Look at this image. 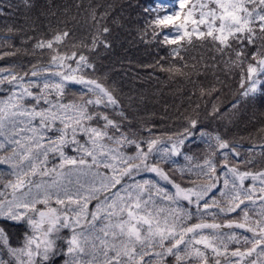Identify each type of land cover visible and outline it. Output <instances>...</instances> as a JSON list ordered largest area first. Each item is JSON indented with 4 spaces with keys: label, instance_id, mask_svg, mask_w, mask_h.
Returning <instances> with one entry per match:
<instances>
[{
    "label": "snow or ice",
    "instance_id": "obj_1",
    "mask_svg": "<svg viewBox=\"0 0 264 264\" xmlns=\"http://www.w3.org/2000/svg\"><path fill=\"white\" fill-rule=\"evenodd\" d=\"M157 5L147 10L153 13L149 23L152 39L161 47L168 48L170 57L178 58L180 64V67L164 70L183 75L182 68L187 65L181 51L186 52V46L194 42L206 43L212 45L228 68L239 70L242 97L264 94V0H196L195 3L192 0H157ZM0 15H4L3 6H0ZM102 32L107 33L109 29L105 26ZM67 36V31L54 34L53 40H40L35 47L52 49L54 41L61 42ZM75 56L73 52L71 57ZM66 59L69 57H51L56 67L68 69L67 72L53 73L58 77L55 81L43 76L42 81L38 82L43 73L48 71L47 68L37 71L34 67L30 76L27 72L16 74L0 68V85L7 82L18 89L7 101L0 100V135L4 134L8 124L15 129L17 120L21 124L26 121L25 127L32 134L28 137L30 144L19 154L12 149V155L0 156V163H10L16 177L15 181L10 180L7 185L12 189L13 198L8 200L0 195V217L10 221H25L32 229V234L26 236L25 246L16 249L9 246L7 226L0 225V245L8 247L9 253L17 258V264H37V257L40 258L39 264H51V258L63 252L56 240L64 228L72 230L65 254L68 258L64 264H153V261L155 264H165L168 256L174 258V264H209L210 259L212 264H221V257L234 258V264H256L255 260L245 261V257H251L253 253L264 256V170H240L237 165L230 164V155L233 158L241 157L237 151L239 145L230 144L219 134L205 131L196 118H188L187 126L165 141H161L160 137L131 139L124 132H120L119 136L109 135L110 127L117 130L120 125L108 115L89 109L100 105L117 106L118 99L96 80L73 74L81 66L91 67L85 56L80 55L75 61L76 69L71 64H65ZM25 77L29 78L27 84L24 82ZM73 83L84 89L79 102L63 103L65 89ZM32 88L37 93L34 94L30 90ZM26 97H32L35 106L25 107L23 101ZM41 102L46 107H41ZM95 119H102L103 126H91ZM37 120L38 127L33 126ZM57 122L59 128H56ZM50 129H55L59 136L55 140L49 139L45 144V136L41 133ZM79 134L87 137L85 143L90 142V149L80 145L77 140ZM197 136L220 150L222 163L205 158L202 165L196 166L198 178L202 175L205 182L193 181L192 186L182 187L162 165L175 163L173 158L181 155L185 160L192 159L182 149L186 142H191ZM6 142H0V150H5ZM11 143L20 147V141L14 137ZM65 144L77 145L82 153L79 158L66 156L63 152ZM109 144L114 146L110 147ZM128 145L135 146L134 155H126L122 151ZM260 147L264 155V145ZM50 152L61 156L60 169L71 166L68 171L58 172L56 166L47 168ZM154 154L156 159H152ZM215 155V152L210 154L211 157ZM109 159L118 160L122 171L118 177H107L108 184H102V188L109 185L114 188L123 177L133 179L134 175L147 172L156 174L161 181L172 185L174 192L169 193L153 180L135 181L122 185L119 190L105 197L103 202L97 200L95 211L87 213L90 201L97 199L100 189L87 181L81 183L80 176H97L99 173L93 169L101 161ZM24 161L28 163L25 165ZM242 163L247 165L252 161L245 159ZM218 166L224 176L222 181L217 175ZM105 167L112 168V164L106 163ZM180 171L183 173L184 169ZM37 172L42 177L52 174L53 179L49 184H35L36 194L33 196L32 183H26V178ZM74 173L75 185L70 179ZM247 179L252 183L245 187ZM22 188L27 191L17 197L15 193ZM159 197L174 207H157L155 201ZM53 198L57 205L65 206L59 212L57 208L49 206ZM182 202H187L189 207H184ZM257 202L259 207L254 209L256 217L250 218L248 206ZM37 204L44 205L47 210L37 208ZM237 210L242 214L243 222L225 219L222 223H207L203 219L207 216L215 221L218 214L227 217L237 213ZM70 211L75 213L74 218L69 215ZM86 215L91 217V222L86 224L87 234L81 228V221ZM98 216L103 217L104 226L98 230L99 235H94ZM194 216L200 222L191 223ZM223 228L233 230L232 234H222L220 230ZM235 229H246L252 233L251 240L246 235L242 237L245 244L249 245L245 251L239 247L228 251V243L238 240ZM206 230L209 235L204 234ZM21 256L26 257V260L20 259ZM0 264L6 262L0 260ZM224 264H233V260L225 259Z\"/></svg>",
    "mask_w": 264,
    "mask_h": 264
},
{
    "label": "trees",
    "instance_id": "obj_2",
    "mask_svg": "<svg viewBox=\"0 0 264 264\" xmlns=\"http://www.w3.org/2000/svg\"><path fill=\"white\" fill-rule=\"evenodd\" d=\"M192 2L195 3L196 0ZM0 6H3L4 10V15H0V56L3 57L0 59V68L6 72L12 71L16 74L27 72L30 76L34 67L37 71L47 68L48 71L43 73L38 82L42 81L43 76L55 81L58 77H55L53 73L67 72L68 69L56 67L52 63V56L69 57L64 63L71 64V67L76 69L75 61H78L79 56L83 55L91 67L81 66L73 74L83 76L88 80H96L103 87L111 90L119 101L117 106L100 105L89 109V111L108 115L110 119L120 125L117 130L110 127L109 135L119 136L120 132H124L129 134L131 139L160 137L161 141H165L167 137H174L181 132L187 126L188 118H196L201 122L205 131L213 135L219 134L230 144L239 145L237 151L241 153V157L233 158L230 155V164L237 165L240 170L253 172L264 170V155L261 154L260 147L264 145V102L259 101L260 97L264 101V94L257 93L255 97H248L250 106L245 104V108L238 111L243 99H247L240 96L242 93L240 83L234 81L239 75V70L228 68L219 54L215 53L212 45L206 43L194 42L193 45L186 46V52L181 51L187 65L182 68L183 75L164 70L169 67H180V64L178 58L170 57L168 48L161 47L157 41L152 39L149 23L153 18V13L147 10L157 7V0H0ZM105 26L109 29L107 33L102 32V28ZM63 31H67L68 36L61 42L54 41L52 49L35 47L38 41L53 40L54 34ZM73 52L76 53L75 58L71 57ZM50 65L51 67H49ZM28 79L25 77V84ZM9 87L4 88V91L0 93L5 96L2 100L7 101L13 92L18 91L13 85L9 84ZM30 90L34 94L37 93L35 88ZM8 91L10 94L6 97ZM83 91L81 85L71 84L69 88L65 89L62 102H79ZM254 100L257 103L253 102ZM23 103L28 108L35 106L32 97H26ZM40 106L46 107L43 102ZM25 124H21L17 120L15 129L10 127L12 130L9 138L5 141L0 140V142L7 141L5 150H0V156L12 155V149H15L19 154L30 144L28 137L32 134L27 130ZM103 124L102 119H95L91 126L102 127ZM33 126L38 127V120L33 122ZM59 127L60 124L57 122L56 128ZM41 135L45 136L43 143L47 144L49 139L55 140L59 133L55 129H50ZM13 137L20 141V147L11 143ZM77 140L80 141V145L91 148L90 142L85 143L87 137L83 134H79ZM105 143L108 142L105 140ZM109 146L114 145L109 144ZM250 148L251 152H249ZM122 151L126 155H134L136 149L134 145H128L122 148ZM63 152L68 157L76 158L82 154L75 144H65ZM182 152L192 159L185 160L181 155L173 158L175 163L170 162L162 165L172 179L176 183H180L182 187L192 186L193 181L205 182L202 175L198 178L196 167L202 165L205 158H213L218 164L222 163L220 150L211 147L199 136L191 142H186ZM213 152L216 155L211 157L210 154ZM156 158L157 156L154 154L152 159ZM245 159L251 160L252 163L245 165L242 163ZM27 163L24 161L25 165ZM60 163L61 156L58 153L50 152L47 168L56 166L58 172H66L71 167L66 165L64 169H60L58 167ZM106 163H111L112 168H106ZM181 169H184L183 173H181ZM93 171L99 174L95 177L80 176L81 183L87 181L95 188L100 189L97 199L90 201L87 213L95 211L97 200L103 202L105 197L119 190L122 185L135 181L153 180L162 189L169 193L174 192L172 185L161 181L156 174L147 172L134 175L133 179L123 177L121 183L114 188L110 185L107 188H102V184H108L107 177L120 175L122 165L118 160L101 161ZM14 173L15 169L10 163H0V195L5 199L12 190L7 186L8 181L16 179ZM217 175H220L221 181L224 179L219 166ZM52 179V174L42 177L37 172L36 175L27 177L26 183L31 181L32 193L36 194L35 184H49ZM70 179L75 185L76 174L74 173ZM251 183L250 179L245 180V187ZM257 188H259V182H257ZM153 195L155 196L154 191ZM217 200H220L218 194ZM155 202L156 206L160 208L174 207L164 201L162 197L156 198ZM182 203L184 207H189L187 202ZM37 206L44 205L37 204ZM49 206L57 208L58 212L65 207L57 205L55 198L50 201ZM71 207L78 211L75 205ZM258 207V202L248 206L250 218L256 217L254 209H258ZM69 215L75 217L73 211H70ZM203 219L207 223H222L225 219L243 222L239 210L227 217L218 214L215 221L207 216ZM89 222H91L90 215H86L81 221V228L85 229L86 234L88 231L86 224ZM196 222L200 221L194 216L191 223ZM6 223L15 225L16 229L25 228L24 223H15L0 218V225L7 226ZM103 226V217L98 216L94 235H99L98 230ZM220 231L222 234L231 235L233 230L223 228ZM204 234L209 235L210 233L206 230ZM235 234L238 240L228 243V251L231 252L237 247L241 251H245L249 245L245 244L242 237L246 235L251 240L252 233L246 229H235ZM19 235L26 237L28 234L20 232ZM71 235L72 231L68 232L69 238ZM259 251L260 249L257 248V252ZM88 258L85 257V259ZM147 259L145 257L146 261ZM168 259L171 260L170 264H174V258L171 256L166 257L165 264L169 262ZM226 259H232L234 264V258ZM0 260L5 261L1 254ZM251 260H255L256 264H264V256H257L256 253L245 259L248 262ZM223 262L221 261V264H224Z\"/></svg>",
    "mask_w": 264,
    "mask_h": 264
},
{
    "label": "rangeland",
    "instance_id": "obj_3",
    "mask_svg": "<svg viewBox=\"0 0 264 264\" xmlns=\"http://www.w3.org/2000/svg\"><path fill=\"white\" fill-rule=\"evenodd\" d=\"M234 81L237 83H240V75H238V77L235 78ZM4 88H10L9 84L7 82L3 85H0V93H2L4 91ZM241 91H243V89H241ZM9 94H10V91L7 92L6 97H8ZM3 98H5V96L3 94H0V99L2 100ZM246 98L247 99H243L241 106L237 109L238 111L241 110L242 108H245V104H249V106H250V103H249L250 98H248V97H246ZM3 101H5V100H3ZM259 101L264 102L261 97L259 98ZM253 102L257 103L256 100H254ZM11 126L12 125H10V124L6 125L4 134L0 135V140L5 141L7 138H9L11 130H12V128L10 129ZM26 191H27L26 188L19 189L15 193V195L17 197H20L21 193L26 192ZM32 195L35 196V193H32ZM12 198H13V192L11 190L7 199L10 200ZM36 207L41 209V210H45V211L47 210L44 206H36ZM0 218L4 219V220L6 219L5 217H0ZM13 222L24 223L23 226H25V228L16 229L15 225H10L9 223H6L7 224L6 229H7L8 235H9V246L12 248L20 249V248H23L25 246V240H26V237H20V235H19L20 232L26 233V235L28 234L27 236H29L32 234V229H31L30 225L27 224L25 221H13ZM215 223H219V222H215ZM71 231L72 230L68 229V228H64V229L60 230L59 238L56 240V243H57L58 247L63 249V252L60 254H57L55 257H52L51 258V264H64V260L66 259L65 254L67 251L68 240L70 239L68 236V232H71ZM0 254H1V256H3L5 258L6 264H17V258L15 256H12L9 253L7 246L0 245ZM226 258H229V257H221V261L222 262L225 261L223 259H226ZM248 258L249 257H245V259H248ZM20 259L26 260V257L21 256ZM36 259H37V264H39L40 258L37 257ZM167 261H169V262H167V264H170L171 260L168 259ZM193 264H197V262L196 263L193 262ZM209 264H212L211 259H210Z\"/></svg>",
    "mask_w": 264,
    "mask_h": 264
}]
</instances>
